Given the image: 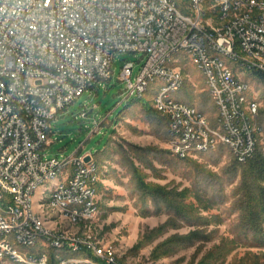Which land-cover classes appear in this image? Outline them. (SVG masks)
<instances>
[{
    "label": "built area",
    "instance_id": "1",
    "mask_svg": "<svg viewBox=\"0 0 264 264\" xmlns=\"http://www.w3.org/2000/svg\"><path fill=\"white\" fill-rule=\"evenodd\" d=\"M241 1H250V12H241ZM207 2L210 7L222 5L225 28L203 26ZM189 7L193 23L179 17L172 0H0V175H8L7 184H0V208H7V215H0V233L1 226H15L20 241L33 244L36 233H43L48 246L88 248L101 264H120L112 250L95 249L91 234L86 235V241H77V235L52 233L44 228L33 215L30 200L36 182L49 176L58 163L72 160L73 171L66 175V186L54 201L75 213L76 219L93 220L98 215L90 201L94 188L90 167L96 162L93 154L45 157L41 149L50 141V121L56 114L96 83L112 77L113 56L118 51L146 54L135 80L133 62L125 61L122 66L120 78L126 80L124 100H128L155 77L171 78V86H182L181 67L163 75L160 62L172 50L183 48V43H191L188 53L203 71L210 73L207 83L219 109L223 136L235 138V157L239 161L253 157L263 125L261 130H254L247 115L255 113V122H260L259 103L254 101L251 110L242 111V95L248 89L239 86L231 69H223L211 60V52L214 47H222L233 53L228 36H236L241 50H247V57L233 53L236 58L255 61L249 60V51L264 52V0H194ZM230 10H238L239 18H231ZM16 78H24V85H16ZM167 98L168 106H160L161 98L154 101H158V111L168 116V129H183V136L169 137L174 154L181 158L199 154L190 151L193 140H204L203 152L217 147L208 133L210 124L205 113L193 111L190 104H179L171 95ZM7 106H17L11 120H3ZM177 109H185L187 122L178 120ZM5 134H13L10 147H3ZM88 155L90 159L86 160ZM72 198L82 199L83 208L72 207ZM13 202H21L23 211L9 217L8 208H13ZM11 245L10 241L1 243V247H8V255L15 256ZM34 260L37 264L68 262H52L47 252L45 258Z\"/></svg>",
    "mask_w": 264,
    "mask_h": 264
},
{
    "label": "rangeland",
    "instance_id": "2",
    "mask_svg": "<svg viewBox=\"0 0 264 264\" xmlns=\"http://www.w3.org/2000/svg\"><path fill=\"white\" fill-rule=\"evenodd\" d=\"M175 1L178 10L192 15L190 0ZM209 4L210 2L205 4L207 16L216 18L218 9L210 7ZM217 53L238 78L249 84L246 94L249 98L256 97L259 100L261 116V111L264 110V79L254 70L243 66L240 60ZM145 59L146 54L142 51L115 52L112 77L96 83L56 114L50 121V141L41 149L45 157L64 158L74 152L79 155L92 153L94 158L97 157L98 171L104 181L96 211L99 212L98 215L93 220L72 221L48 205L52 189L57 183L64 181V173H72V165L64 167L55 178L47 179L36 189L32 201L34 211L40 213L54 228L82 236L91 234L92 241L101 252L112 249L122 264H199L201 260L204 264H264V240L256 243L250 239L246 242L243 240L245 234L238 232L240 212L234 207V201L238 197L234 188L239 177L226 186L227 198L221 205L205 209L198 204V200L190 198L199 206L198 215L203 217L202 220L178 219L166 208L165 203L158 204L157 210L152 199L147 204L139 200V191L129 168L127 155L142 169L147 182L169 189L192 187L195 174L193 166L181 162L171 151L170 136L165 138L154 130L141 104V100L145 99L153 102L166 82L155 77L143 96H131L124 100L127 94L126 80L120 78L124 62H133L132 79L135 80ZM168 65L180 66L184 75L181 88L171 92V98L198 108L204 102V113L209 124L220 129L219 109L212 98L203 70L184 49L174 53ZM134 98L139 100L127 106V102ZM255 123L261 127V122ZM130 144L154 147L162 152L142 151ZM259 144L264 150V128ZM103 148L102 152H97ZM230 152L226 150L216 164L199 154L191 157L220 174L223 165L231 160ZM195 230H200L202 234L195 236L197 238L191 244L175 241L163 245V250L168 247L171 249L167 253L158 255L155 252V248L169 238ZM40 238L37 245H26L19 242L15 232L0 236V240H9L24 255H37L43 251L50 254L46 239ZM55 252L56 255L66 256L65 249H56ZM0 264L18 263L10 256H5L0 258Z\"/></svg>",
    "mask_w": 264,
    "mask_h": 264
},
{
    "label": "trees",
    "instance_id": "3",
    "mask_svg": "<svg viewBox=\"0 0 264 264\" xmlns=\"http://www.w3.org/2000/svg\"><path fill=\"white\" fill-rule=\"evenodd\" d=\"M254 72L264 79V72L258 70H254ZM136 100H139V98H134L133 100L128 101L127 106L129 103H133ZM153 102L146 99L141 100L146 117L151 121L154 130L167 138L170 136L168 129V116L158 111V109L154 107L155 105H153ZM199 109L206 112L204 102H202ZM84 112L87 113V111ZM260 120L264 128V110L261 111ZM130 145L142 151L151 150L162 152V150L155 149L154 147L146 148L138 147L133 144ZM104 148L97 152H102ZM226 150H229L230 152L229 147L225 144H218L214 149H210L206 152H199V155L216 164L220 162L222 155ZM121 151L123 154H126L124 149H121ZM230 154L231 160L226 165H223L220 174L206 168L204 165L192 159V157L181 158L178 156L181 162L186 165H191L195 169L192 187H185L182 190H178L177 188L169 189L158 184L147 182L142 169L133 163L131 160L132 158L127 155L126 159L129 161V168L135 179L136 188L140 193H138L139 200L147 204L148 200L152 199L157 210L159 209L158 204L165 203L166 208L173 216H175V218L187 219L188 221H197L202 220L203 218L198 215L199 206L195 205L194 201L190 198L198 200V204L205 209L215 205H221L227 198L225 194L226 186L233 183L239 177V182L234 188L238 197L234 201L235 205L233 204L240 212L239 222L237 224L239 228L238 232L245 234L246 237L243 240L246 242L252 239L254 242L260 243L264 240V150L261 145L258 144L253 157L246 162H241L231 152ZM96 155H98V153H96ZM95 159L97 160L96 163L98 170L99 160L97 157H95ZM201 234L200 230H195L189 234L175 235L157 246L155 252H157L158 255L167 253L171 249L168 247L163 250V245L175 241L180 244H191L197 238H195V236H201ZM49 249L50 259L54 262L57 259L55 251L58 248L50 246ZM62 249H65L66 257L77 256L80 258H89L94 262L99 261L94 252L88 248H82L79 251L72 250L70 247H64ZM161 250H163V252L159 253ZM78 264L89 263L80 262ZM199 264H204V261L201 260Z\"/></svg>",
    "mask_w": 264,
    "mask_h": 264
},
{
    "label": "bare ground",
    "instance_id": "4",
    "mask_svg": "<svg viewBox=\"0 0 264 264\" xmlns=\"http://www.w3.org/2000/svg\"><path fill=\"white\" fill-rule=\"evenodd\" d=\"M190 1L193 6L194 0H190ZM225 1H232V0H225ZM172 2H176V1L172 0ZM212 7L218 9L219 13L217 14L216 18L207 16L208 13H203V26H208L212 30H220L221 28H225L226 19L224 18V13H222V5H215ZM240 10L241 12H250V1H241ZM177 14L179 15V17H182L184 22L193 23L192 15L184 14L180 10H178V8H177ZM230 17L239 18V11L230 10ZM228 45L230 48H232L233 53H239V57H247V50H241V45L240 43H237L236 36H228ZM181 49H184L188 52V50H191V43H183V48H177V49L172 50L171 55H169L168 58L160 62V73H162L163 75H170L171 69H179V66H169L168 62L172 59V55ZM217 52L223 53L224 55L229 56L233 59H238L236 58V55L228 52L226 49H222V47H214L213 51L211 52V60H214V62H218L219 65L223 67V69H230V67L225 63V61L222 58L219 57ZM238 60H240L241 64L245 66L247 69L258 70V71L264 72V52L262 51H249V60H255V61H245L244 59H238ZM198 66L201 68L200 64H198ZM203 72L206 78V82H208V80H210V73L206 71H203ZM162 80H164L166 84H164L160 92L154 98H161L160 106H168L167 97H169V95H172L171 92L178 91L181 88V85L171 86V78H164ZM237 82H239V86L249 89V84L246 81H242L240 78L237 77ZM16 85H24V78H16ZM149 85H150V82H145V84H142L141 91L137 93V95H134V97H138L141 95L143 96V94L147 91ZM165 86H170V87H165ZM246 93L247 91L244 92V94L242 95V99H241L242 111L251 110L252 107L254 106V101L256 103H259V100L256 97L249 98ZM213 100L215 102V98H213ZM178 103L187 104L186 102L181 101V100H178ZM154 105L156 108H158V101H154ZM192 110L197 113H204L198 107L194 105H192ZM15 114H17V106H7V109L3 111V120H11L15 116ZM177 117H178V120H180V122H187V114H186L185 109H177ZM247 122L254 123V130H261V127L259 125L257 126L255 123V113H248ZM208 133H211L212 137L214 138V144L216 145L225 144L227 147H229L231 153L234 156L235 154H237V147H235V138L223 136V130L221 128L216 129L212 127L211 125L208 126ZM169 135L170 136H183V129H169ZM11 143H13V134H5L3 136V147H10ZM190 151L194 153L203 152L204 151V140H193L192 143L190 144ZM255 151L256 150L253 151V154L255 153ZM80 156L81 155L76 154L75 152L73 153V157H80ZM68 165L73 166L72 160H64L63 162L58 163L57 167L53 169V171L49 174V176H47L45 179H41L40 181L36 182L34 191L30 193V200L33 201L34 192L42 183H44L47 179L55 178L58 172ZM72 171H73V168H72ZM66 175L68 174L64 173V181L57 183L56 186L52 189L48 205L53 210L58 211L61 215H63L64 217L72 221H83L85 219H76L75 213L64 210V206H62V203L54 201L55 197H57V195L61 192V189L63 188V186H66ZM90 175H94V188L91 189L90 201L91 203H93V212H96L98 210V200H97L98 191L96 188V184L99 180L96 162L93 163V167H90ZM7 182H8V175H0V184H7ZM72 207L83 208V200L80 198H72ZM31 210L33 212V215L39 219V223H41V225H43L44 228H48L49 230H52V233L62 232L65 235H77V234H73L65 230H60V229L52 227V225H50L47 222V220L41 216L40 213L34 211L33 202L31 203ZM17 211H23V204L21 202H13V208H8V216L16 217ZM0 215H7V208H0ZM11 232H15V226H1L0 236L7 235L8 233H11ZM16 235H17L19 242L26 244V245H35L38 242V239L40 237H43V233H36V241L33 244V242L20 241V234H16ZM7 241L9 240L7 239L0 240V258H4L5 256H10L18 264H37L36 260L34 259L45 258V251L37 255H34V254L24 255L21 252H19L13 245H11V252H14L15 256L8 255V247H1V243H5ZM77 241H86V236L77 235ZM91 242H93L92 239H91ZM94 244H95V249H99L97 244L96 243ZM52 246L58 249H62L64 247L68 248V246H63V244H53ZM71 249L75 251H79L82 248H71ZM108 250H112V249H108ZM112 254H114L113 251H112ZM31 256L33 257V259ZM61 259H68V262H59V264H78L82 261L91 262L93 264H101V262L94 263L89 258L79 259L74 256L66 257V256L57 255L56 260H61ZM120 264L122 263L120 262Z\"/></svg>",
    "mask_w": 264,
    "mask_h": 264
},
{
    "label": "crops",
    "instance_id": "5",
    "mask_svg": "<svg viewBox=\"0 0 264 264\" xmlns=\"http://www.w3.org/2000/svg\"><path fill=\"white\" fill-rule=\"evenodd\" d=\"M97 172H98V176H99V180H98V182H97V184H96V188H97V191H98V188H99V191L97 192V200H98V204H100V199H101V193H100V189H102V187H103V178H102V176H101V173L97 170ZM100 209V208H99Z\"/></svg>",
    "mask_w": 264,
    "mask_h": 264
},
{
    "label": "water",
    "instance_id": "6",
    "mask_svg": "<svg viewBox=\"0 0 264 264\" xmlns=\"http://www.w3.org/2000/svg\"><path fill=\"white\" fill-rule=\"evenodd\" d=\"M90 159V156L88 155L87 157H86V160H89Z\"/></svg>",
    "mask_w": 264,
    "mask_h": 264
}]
</instances>
